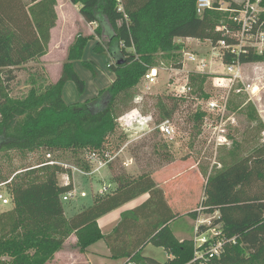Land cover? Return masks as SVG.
<instances>
[{"label": "trees", "instance_id": "1", "mask_svg": "<svg viewBox=\"0 0 264 264\" xmlns=\"http://www.w3.org/2000/svg\"><path fill=\"white\" fill-rule=\"evenodd\" d=\"M69 1L80 5L79 13L85 22L97 23L94 34H77L55 83L33 86L26 97L12 100L6 93L12 76L3 78L1 72L8 69L12 73L14 68L46 54L57 20L56 0H0V151L34 152L46 148L70 151L76 156L101 151L117 130V118L122 115V106H127L131 90L150 67L156 66L159 53L181 56L183 46L176 39L209 40L216 45L225 38L234 43L217 29L222 24L233 29L235 25L229 17L222 21L221 14H226L217 10L199 15L197 0ZM224 1L232 8H240L232 0ZM260 20L264 21L263 14ZM91 39L97 40L96 52H108L112 57L108 66L115 78L91 99L68 104L64 98L67 82L73 81L80 94L86 87L75 70V62L81 61L95 72L93 64L83 60ZM181 59L175 58L171 64L181 66ZM120 60L123 62L118 63ZM236 61L264 62V54H257L251 47L237 55L225 53V63ZM191 79L194 85L199 82L203 86L207 76ZM163 114L167 117L170 112L164 110ZM202 116L201 112L195 114L198 121ZM125 136L122 134L120 139ZM258 151L261 154L255 165L241 161L203 180L202 209L209 214L218 212L219 216L210 226H198V235L216 227L218 232L200 248L207 250L217 238L223 241L220 256L212 258L211 264L264 263V195L248 192L254 177L264 179V147ZM77 159V163L87 166L79 161L80 157ZM61 170L46 166L24 171L20 182L16 178L22 171L6 185L13 207L0 213V264L5 262L1 259L4 255H9L10 264H46L62 249L70 232L77 233L82 252L104 239L111 257L126 259L124 264H189L195 257V242L177 238L171 229V222L182 212L170 206L154 176L130 181L119 174L115 176L118 188L114 193L96 196L99 199L95 203L67 218L61 196L72 186L61 183ZM39 172L44 173L42 179L34 176ZM146 193L148 199L123 214L112 232H102L99 218ZM189 214L197 215V210ZM147 243L163 247L169 258L161 262L144 255L142 249Z\"/></svg>", "mask_w": 264, "mask_h": 264}, {"label": "rangeland", "instance_id": "2", "mask_svg": "<svg viewBox=\"0 0 264 264\" xmlns=\"http://www.w3.org/2000/svg\"><path fill=\"white\" fill-rule=\"evenodd\" d=\"M24 1L26 3L30 2V0ZM232 1L236 2L240 7L247 2V0ZM224 2L225 6L230 4L228 1ZM79 7L80 5L73 4L69 0H56L55 11L57 20L55 27L51 30L46 54L37 57L25 66L14 68L12 73H8V69L2 70L1 75L3 78L12 76L11 81H5L8 84L6 93L10 99L17 100L26 97L33 86L40 88L46 84L55 83L60 77L69 46L75 40L77 34H94L97 23L86 24L79 13ZM261 7L264 8V0ZM221 15L222 21L229 17L227 14ZM96 42L97 40L94 39L89 40L83 55V60L93 64L95 72L85 67L81 61L75 62V70L86 82V87L84 93L80 94L73 81L67 82L64 89V98L68 104L91 99L98 94L96 92L99 89L107 88L113 81L114 73L108 66L112 57L108 52H96L94 50ZM176 42L183 46V50L180 52L181 56L167 57L166 54L159 53L155 63L161 69L157 83L152 85L148 91L142 84H138L137 87L131 90L127 106H122L123 111L119 113L123 115L134 108H138L144 115L152 114L155 119L154 126H156V123L165 118L164 110H168L170 115L167 117H170L175 125L176 141H168L157 129L146 134L147 129H144L145 127L138 126L136 130L134 127L132 129L133 134L144 135L134 142L122 156L123 160L129 159L132 161L133 159V163L129 167H124L121 159L113 161L112 165L115 164V166L111 165L108 169H103L100 176L91 178L82 177L76 173L74 179L77 186L80 190L87 192V197H79L74 201L63 202L67 218L95 203L99 198L93 195V191L100 189L104 184L110 189L108 194L114 193L118 188L115 176L119 174L124 175L130 181L138 180L146 175L157 176L161 174L165 166H168V163L177 161V163L173 164L174 166L183 164L188 169L197 166L207 179L211 175H215L241 161L255 165L256 159L261 154L258 150L264 147V77L255 78V74H252L249 70L244 71L245 76L247 74L246 82L257 83L258 90L255 95H249L248 92L240 94L232 92L228 115L234 117L236 122L229 127L228 142L217 145L211 141L213 134L208 130H204L201 121L195 118V114L200 112L203 114L202 119L207 118L208 114L202 109L204 104L202 105L201 101L193 99L179 101L173 98L170 94L171 91L168 89L170 73L166 71L172 60L182 58L185 51L200 53L201 56H205L210 60L212 46L207 40L179 38L176 39ZM186 66L190 67L192 65L187 62ZM214 66L209 67L208 70L223 69L220 61H218L217 66ZM210 74L203 86L199 82L195 83V96L201 99H209L212 95H215L211 86ZM120 117L117 118L118 127L115 134L109 137L108 144L106 143L105 146L107 148L111 147L112 150L117 144L124 145L130 137L128 132L123 129L121 121L118 120ZM122 134L127 136H125L126 139H123L124 141L122 138L120 139ZM45 151L46 148H39L34 152H22L20 150L0 151V183L4 182L5 179H13L16 174L23 171V173L18 175L19 179L18 177L16 178L17 181L21 182L20 178L24 176L26 168L44 161ZM60 156L64 161L77 163L76 160L79 159L77 157H80L79 161L84 162L86 152L79 153L76 156L70 151H65ZM34 176L42 179L44 173L39 172ZM59 178L61 182L64 181L63 175H59ZM6 189L8 190V186H4V190ZM191 191L192 193L190 191L185 193L187 204L184 210L187 211L184 212V215L173 220L170 227L179 238L186 237L196 242L198 226L203 224L210 226L214 219L218 218L219 213L209 214L203 211V184L196 183ZM248 192L251 195H264V179L260 180L254 177ZM12 207L13 204L0 207V213L8 211ZM191 208L197 210V215L189 214ZM216 229L217 227L209 230V235L213 238L216 236ZM77 243V233L70 232L62 249L57 251L46 264H124L126 261V259H121V262L114 261L115 259L108 255L107 242L104 239L97 241L95 246H93L95 243L90 245L84 252L80 250ZM142 252L144 255L152 256L161 262H165L169 257L168 252L163 247L155 246L152 243H147L143 246ZM1 259L10 264L11 258L9 255H4Z\"/></svg>", "mask_w": 264, "mask_h": 264}, {"label": "built area", "instance_id": "3", "mask_svg": "<svg viewBox=\"0 0 264 264\" xmlns=\"http://www.w3.org/2000/svg\"><path fill=\"white\" fill-rule=\"evenodd\" d=\"M262 2L263 0H247L244 6L232 8L230 4L225 6V2L222 0H197L196 11L199 15L204 14L207 10H217L228 14L229 19L235 27L231 29V27L222 24L219 25L217 29L221 30L225 36L233 39L234 43H229L223 38L216 45H213L207 40L212 46L210 60L205 56H201L200 53L185 51L181 59V66H174L171 64L166 68V71L170 73L168 89L171 91L170 94L173 98L179 101L193 99L201 101L200 103L202 105L204 104V108L202 109H204L203 111L208 115L207 118L201 120V123L204 130H208L213 134L211 141L217 145L228 142L229 127L236 122L234 117L228 115L230 112L229 102L232 92L237 94L248 92L249 95H255L258 90L257 84L246 82L243 63L240 61L225 63L224 59L227 51L237 55L244 50L245 47L253 48L257 54H264V21L260 20V15L263 12V8L261 7ZM218 61H220L223 66L222 70H208L211 66H217ZM187 62H190L192 66L187 67ZM160 71L161 69L158 66L150 67L141 78L139 84H142L146 91H148L151 89L152 85L157 83ZM209 74V77H211V86L213 87L215 95H212L209 99H201L195 96L196 90L191 78L197 75H206L208 77ZM118 120L121 121L120 123L123 124V129L130 135L129 139L124 145L115 147L113 150L111 147H105L101 151L96 150L87 152L84 157V162L87 166L81 163L64 161L63 158L60 157L61 152L46 150L44 153V161L26 168L24 171L46 166L53 168L58 166L62 168L60 175H63L64 181L61 183L72 186L70 190L61 196L62 202L74 201L79 197H87V192L80 190L77 186L74 179L76 173L82 177L91 178L93 176H100L102 170L108 169L113 161L121 159V163L124 167H129L133 163V159L132 161L129 159L123 160L122 156L129 150L134 142L138 141L140 137L144 135H138L137 133L133 134L132 129L134 127L135 130L138 126L145 127L144 129H147L146 134L157 129L168 141H176V129L170 117H165L154 126L155 119L152 114L144 115L138 108H134L121 115ZM11 180L12 179H9L0 183V207L11 204V197L7 191L4 190V186L11 182ZM109 191V187L104 184L100 189L94 190L93 195L104 196L110 193ZM217 235L218 232L216 233V236ZM211 238L209 231L203 232L196 237L195 245L197 249L195 251V257L189 264H211L212 258L220 256L223 245L221 238L211 241L207 250L200 248L203 244L209 242Z\"/></svg>", "mask_w": 264, "mask_h": 264}, {"label": "crops", "instance_id": "4", "mask_svg": "<svg viewBox=\"0 0 264 264\" xmlns=\"http://www.w3.org/2000/svg\"><path fill=\"white\" fill-rule=\"evenodd\" d=\"M262 14L264 15V8ZM86 24H89L86 22ZM186 39V38H185ZM188 39V38H187ZM192 40H196L194 38H190ZM96 40V39H94ZM67 55V53H66ZM244 71L249 70L252 74H255V78H263L264 77V62H257V63H245L243 65ZM244 72V73H245ZM247 76V74H246ZM245 76V77H246ZM115 78V74H114ZM114 78L112 80H114ZM257 84V83H255ZM110 85V84H109ZM106 87H103L101 89H104ZM99 89L96 94L101 90ZM96 96V95H95ZM176 162L168 163V166L163 169L161 174L155 175L154 178L157 181V185L159 189H162L168 198V203L172 208L175 210H179L182 212V215H184V212L187 210L185 209L186 201L185 200V193L190 191L192 193V187L196 184H203L204 176L203 173L200 171V168L197 166L186 168L185 166L179 165L174 166L173 164ZM181 164V162H179ZM172 165V166H171ZM170 167V168H169ZM172 167V168H171ZM198 168V169H197ZM184 169V170H183ZM149 197V193L143 194L128 203L122 205L121 207L105 214L101 218H99L98 223L100 228L102 229V232L104 234H108L114 230V228L118 225V223L121 221V218L123 217V214L126 212L132 210L133 208L139 206L143 202H145ZM194 208H191L190 210H193ZM181 215V216H182ZM176 235V234H175ZM177 238L178 235H176ZM181 240L187 239L179 238ZM105 241V240H104ZM97 245L95 243L93 246ZM107 252H109L108 255L111 257L110 249L108 245L106 244ZM169 256V254H168ZM112 258V257H111ZM169 258V257H168ZM167 258V259H168ZM92 259V257H91ZM113 259V258H112ZM114 261H120L121 259H115Z\"/></svg>", "mask_w": 264, "mask_h": 264}, {"label": "water", "instance_id": "5", "mask_svg": "<svg viewBox=\"0 0 264 264\" xmlns=\"http://www.w3.org/2000/svg\"><path fill=\"white\" fill-rule=\"evenodd\" d=\"M122 62H123V60L118 61V63H122Z\"/></svg>", "mask_w": 264, "mask_h": 264}]
</instances>
